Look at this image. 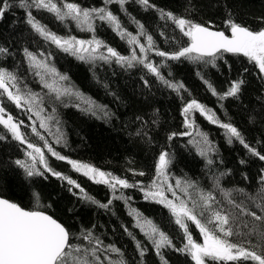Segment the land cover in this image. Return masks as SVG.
Listing matches in <instances>:
<instances>
[{"label": "trees", "instance_id": "1", "mask_svg": "<svg viewBox=\"0 0 264 264\" xmlns=\"http://www.w3.org/2000/svg\"><path fill=\"white\" fill-rule=\"evenodd\" d=\"M59 3V0H55ZM81 7L93 8L102 6L103 0H67ZM153 8L145 10L136 0H128L121 10L119 4L108 5L121 21L127 32L135 35L137 26L133 18L145 26L148 34L152 35L155 46L161 51L172 53L180 47L187 46V37H183L175 24L161 19L158 9L173 13L225 31V20L228 13L236 23L250 30L264 29V0H149ZM32 15L42 25L59 36L73 35L77 39L89 40L93 33L80 31L74 24L66 27L56 20L54 14L43 9H30ZM95 36L107 46L114 48L121 55L128 56L132 47L125 39H121L107 24L94 21ZM163 33V35H161ZM141 43H146L144 37H139ZM0 46L9 50V55L0 56V67L15 71L21 78L18 87L22 91L40 93L44 97L41 105L44 108L42 116H54L48 122L47 128L40 127L37 117L27 112L26 107L17 108L6 95L0 96V107L5 108V117L12 115L20 125L21 132L28 142L41 147L50 167L61 174L75 180L84 191L100 202L106 203L112 198L113 192L104 184L95 183L84 176L82 172L73 169L67 161L90 165L105 173H111L121 179H126L136 187L119 189L121 193L131 197L124 200H113L107 210L99 209L91 203L79 199V189L67 181L60 180L49 173L43 177L24 179L23 170L12 162L16 159L27 160L25 156L27 145L20 144L0 126V134L6 139L0 140V196L17 203L27 210L46 211L58 219L71 233L79 236L81 229H93L104 244H115L120 248L128 264H140L141 257L136 249L135 241L124 231L126 226L136 240L147 248L143 257L144 264H161L153 246L138 228L134 227V219L128 214L130 208L139 211L142 216L151 219L172 240L175 248H181L186 243L183 230L175 224L170 212L161 204L144 199L141 187L147 188L157 178L155 165L162 151H167L172 163L166 169L167 184L174 188L177 180L190 181L196 185L189 188L192 199L198 200V191L210 192L214 199L210 202L212 210L220 211L229 217V225L233 235L226 237L230 242L241 245L258 253L264 252V220H256L250 213L264 217V182L261 176L264 172V161L251 156L247 150L234 141L227 142L225 130L207 121L199 112L191 113L195 127L207 135L213 149L208 158L200 156L195 141L200 137L195 135L183 136L179 133L192 131L184 126L182 108L192 99L203 104L216 113L221 122L232 123L243 135L246 142L261 154H264V75L247 58L231 53H223L222 58L205 65L188 59L167 60L148 53L149 60L160 66L159 70L165 79L181 82L185 90L179 94L165 87L155 76L142 65L132 68L121 67L114 61L95 64L81 61L76 56L56 48L51 42L44 41L26 23V11L16 8L0 20ZM27 48L34 54L43 52L50 56L49 62L57 71L68 77L65 82L83 94L86 99L104 106L97 109V114L82 111L69 104L67 107L54 105L48 98V90L43 88L39 79L28 69L23 50ZM105 52L106 49H101ZM139 55V48H135ZM43 59L44 57H39ZM208 59V58H206ZM247 69V71H245ZM197 72L200 75H197ZM243 79L241 92L237 97H229L220 101L208 90L205 80L209 81L218 92H225L233 81ZM148 81L149 86H145ZM15 91V89H12ZM55 107V112H53ZM104 111L109 115L106 117ZM140 117V119H137ZM56 120L60 123L57 125ZM35 124L39 136L33 133ZM59 128V133L57 132ZM63 139L56 143V136L61 134ZM139 133V135L137 134ZM177 133L172 140L168 136ZM45 140L66 160H57L43 147ZM191 141V142H190ZM200 147H206L202 143ZM243 159L246 163L241 164ZM13 172L16 173L13 176ZM143 172L144 175H139ZM223 174V175H222ZM46 177V178H45ZM167 184L164 185L165 190ZM218 185V186H217ZM181 199L188 200L189 196L176 189ZM40 194L39 204L33 199V193ZM76 192L77 195H73ZM131 195V196H130ZM172 199V194L165 191ZM134 197V198H133ZM52 205V207H47ZM71 209V211H69ZM209 215L205 212V216ZM193 238L200 242L201 236L195 225L188 222ZM73 243L87 241L73 239ZM167 264H194L190 256L175 251L173 248L162 249ZM114 259L117 257H113ZM106 264V262H105ZM229 264H252L251 261L229 262Z\"/></svg>", "mask_w": 264, "mask_h": 264}, {"label": "snow or ice", "instance_id": "2", "mask_svg": "<svg viewBox=\"0 0 264 264\" xmlns=\"http://www.w3.org/2000/svg\"><path fill=\"white\" fill-rule=\"evenodd\" d=\"M127 2L128 0H103L100 7L85 8L77 3L67 2V0H59V3L55 0H0V20L16 8L23 9L26 11V23L31 29L44 41L51 42L61 51L74 55L81 61L93 64L96 61H103L104 63L114 61L121 67L127 68L142 65L165 87L177 94L181 90L186 91L185 85L181 82L165 79L159 70L160 66L149 60L148 53L155 51V55L167 60L185 58L196 63L202 62L205 65L211 63L213 67H215V61L222 58L223 53H231L247 58L250 63L258 68L259 73L264 75V29L259 31L250 30L248 27L236 23L232 18V13L229 12L225 25L231 34L226 35L225 31H214L208 26L158 9L160 18L174 23L182 36L187 37L188 41L186 47H180L178 51L168 53L156 48L153 36L146 32L142 23L133 18V22L137 26V33L133 35L124 29L118 16L108 8V5L119 4L121 10H124ZM136 2L145 10L154 7L149 0H136ZM32 8L46 10L54 14L56 20L66 27L69 24H74L80 31L91 32L93 36L89 40L77 39L73 35L59 36L35 19L30 11ZM94 21L107 24L121 39H125L127 44L132 47L130 55H121L114 48L97 39L94 34L96 31ZM139 37H144L146 43H141ZM137 47L139 48V55L135 51ZM101 49H106V54ZM9 54L7 48L0 46V56ZM23 55L29 71L39 79L42 87L48 90V98L54 105L60 104L67 107L69 104H74L82 111L89 112L92 115L97 114V109L103 110L104 106L86 99L81 92L65 83L68 77L59 73L56 67L49 62L50 56H45L41 52L39 57H44L41 59L27 48L23 50ZM197 75H200V73L197 72ZM20 79L15 71L0 67V96L6 95L8 101H11L17 108L27 106V112L33 113L40 121V127L47 128L48 122L54 120V116L45 117L41 115L44 112V108L41 106L44 97L40 93L31 91V89L22 91L18 87ZM204 83L213 96L223 101L229 97H237L245 81L243 79L233 81L223 93L218 92L209 81L205 80ZM145 86H149L148 81H145ZM12 89H15V91ZM55 110V107H53V112ZM193 112H199L207 121L224 129L229 144L234 141L239 142L251 156L264 161V154L251 147L236 126L232 123L221 122L215 112L192 99L186 102L182 108L184 126L192 131H185L179 133V135L191 136L195 132V135L200 137V140L195 141L198 154L207 159L208 164L213 162L208 158V153L213 150L211 142L206 134L195 127V121L191 117ZM104 115L107 117L109 113L104 111ZM137 119H140V117H137ZM22 123V121H15L12 115H7V118H5V108L0 107V126L11 135L13 140L22 145L26 144L27 149H30V151L25 152L27 160L16 159L12 162L17 168L23 170L24 179L30 180L34 177H43L45 173H49L60 180L67 181V184L72 186L69 191H72V188L79 189V199L87 201L99 209L107 210L113 200H124L127 203L131 199V197H126L122 193L116 195V192L118 188L127 189L137 185L130 184L126 179L118 178L111 173H105L90 165L68 160L67 162L72 165L73 169L82 172L84 176L95 183L107 185L113 192L112 198L106 203L97 201L88 195L75 180L50 167L41 147L26 140L25 135L20 130ZM59 123L56 120V124ZM32 131L39 136L35 124H33ZM57 132L59 133V128H57ZM137 134L139 135V133ZM175 135L177 133L170 134L168 139L172 140ZM39 138L44 139L42 136H39ZM4 139H6V136L0 134V140ZM62 139V133L57 135L56 143H60ZM201 143L206 147H200ZM43 147L57 160H66V157L56 152L46 140ZM171 163L169 153L162 151L155 165L158 179H154L146 189L141 187V191L144 192L145 200H152L169 210L175 224L183 230V237L186 241L183 247L175 248L169 236L151 219L142 216L136 209L130 208L128 213L135 221L134 227L138 228L152 244L156 255L161 260V264H167V260L162 253V249L165 248H173L175 251L190 256L194 264H229V262L237 261L264 264V252L258 253L249 250L226 239V237L233 235L231 228L227 227L229 217L220 211L211 209L210 202L214 197L210 192L198 191L199 198L197 200L192 199L191 194L188 192L189 188L196 187L194 183L177 180L175 188L171 184H167L166 169ZM240 163L244 164L246 161L241 159ZM4 166L0 162V167ZM261 171L264 172V169ZM15 175L16 173L13 172V176ZM139 175H144V173L141 172ZM261 181L264 182V175L261 176ZM165 184H167L166 190L164 188ZM176 189L189 196L191 206H189L188 200L181 199L177 195ZM165 191L172 194V199L165 195ZM73 195H77V193L73 192ZM33 199L39 204L40 194L34 192ZM47 207L50 208L52 205ZM205 212H208L209 215L205 216ZM250 214L256 220H264V217L257 216L254 212ZM188 222L194 224L198 229L200 236L203 238V243H199L193 238ZM94 228L95 225H93V228H82L79 236H77L46 211L25 210L17 203L0 197V264H105V262L106 264H128L123 251L115 244L105 245L99 236L94 235ZM124 231L135 241L136 249L141 257L140 264H144L143 257L147 252V248L136 240L135 235L126 226H124ZM262 238H264V234H262ZM73 239L82 242L87 241L88 243L87 245L73 243ZM114 256L117 258L114 259Z\"/></svg>", "mask_w": 264, "mask_h": 264}, {"label": "water", "instance_id": "3", "mask_svg": "<svg viewBox=\"0 0 264 264\" xmlns=\"http://www.w3.org/2000/svg\"><path fill=\"white\" fill-rule=\"evenodd\" d=\"M211 30H214V31H219V30H216V29H213V28H210ZM231 34V33H230ZM1 197V196H0ZM4 198V197H3ZM25 210H27V209H25Z\"/></svg>", "mask_w": 264, "mask_h": 264}, {"label": "rangeland", "instance_id": "4", "mask_svg": "<svg viewBox=\"0 0 264 264\" xmlns=\"http://www.w3.org/2000/svg\"><path fill=\"white\" fill-rule=\"evenodd\" d=\"M5 118H6V117H5ZM201 239H202V240H201L199 243H203V238L201 237Z\"/></svg>", "mask_w": 264, "mask_h": 264}, {"label": "bare ground", "instance_id": "5", "mask_svg": "<svg viewBox=\"0 0 264 264\" xmlns=\"http://www.w3.org/2000/svg\"><path fill=\"white\" fill-rule=\"evenodd\" d=\"M209 27V26H208ZM210 28H212V27H210ZM131 196V195H130ZM134 198V197H133Z\"/></svg>", "mask_w": 264, "mask_h": 264}]
</instances>
